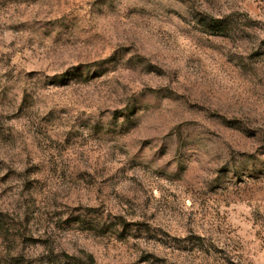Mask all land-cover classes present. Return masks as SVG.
Returning a JSON list of instances; mask_svg holds the SVG:
<instances>
[{
	"label": "rangeland",
	"instance_id": "374dc122",
	"mask_svg": "<svg viewBox=\"0 0 264 264\" xmlns=\"http://www.w3.org/2000/svg\"><path fill=\"white\" fill-rule=\"evenodd\" d=\"M0 264H264V0H0Z\"/></svg>",
	"mask_w": 264,
	"mask_h": 264
}]
</instances>
